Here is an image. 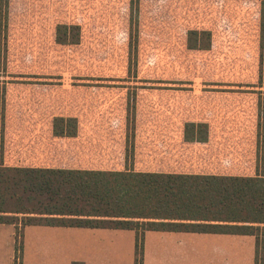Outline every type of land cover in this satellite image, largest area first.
Wrapping results in <instances>:
<instances>
[{
  "label": "rangeland",
  "instance_id": "obj_1",
  "mask_svg": "<svg viewBox=\"0 0 264 264\" xmlns=\"http://www.w3.org/2000/svg\"><path fill=\"white\" fill-rule=\"evenodd\" d=\"M130 2L8 0L3 164L264 173V0H138V46L129 61ZM58 24L80 26V42L57 44ZM193 29L210 31L209 50L187 48ZM128 108L133 157L126 160ZM58 116L77 119L76 137L53 136ZM188 122L208 125L206 143L184 142ZM15 243L21 251L20 231Z\"/></svg>",
  "mask_w": 264,
  "mask_h": 264
},
{
  "label": "trees",
  "instance_id": "obj_2",
  "mask_svg": "<svg viewBox=\"0 0 264 264\" xmlns=\"http://www.w3.org/2000/svg\"><path fill=\"white\" fill-rule=\"evenodd\" d=\"M8 4V0H0L1 53L6 45ZM137 14L138 0H131L129 61L132 56L135 59L138 46ZM80 38V26H56L57 44L76 45ZM260 38L263 50V11ZM211 42L208 30L187 32L186 46L189 50H209ZM130 110L128 108L126 117V160L133 157L134 116ZM3 126L4 101L0 98V131ZM258 126L264 129V123ZM77 130L75 117L58 116L52 120L54 137L74 138ZM183 140L187 143H206L208 125L202 122L185 123ZM260 142L261 148H264V138ZM2 150L0 138V224L134 230L137 232L136 264L141 261L140 235L143 236L146 231L252 235L256 237V264H261L264 242L262 173L243 177L139 172L131 168L117 171L6 166L1 160Z\"/></svg>",
  "mask_w": 264,
  "mask_h": 264
},
{
  "label": "crops",
  "instance_id": "obj_3",
  "mask_svg": "<svg viewBox=\"0 0 264 264\" xmlns=\"http://www.w3.org/2000/svg\"><path fill=\"white\" fill-rule=\"evenodd\" d=\"M17 231L21 251L15 249ZM136 235L134 230L0 224V264H136ZM255 244L252 235L146 231L140 264H254Z\"/></svg>",
  "mask_w": 264,
  "mask_h": 264
}]
</instances>
